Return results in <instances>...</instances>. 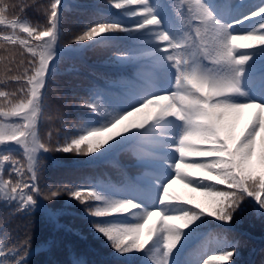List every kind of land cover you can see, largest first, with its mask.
I'll use <instances>...</instances> for the list:
<instances>
[{
	"label": "snow or ice",
	"instance_id": "snow-or-ice-1",
	"mask_svg": "<svg viewBox=\"0 0 264 264\" xmlns=\"http://www.w3.org/2000/svg\"><path fill=\"white\" fill-rule=\"evenodd\" d=\"M105 3L65 44L66 0H0V204L13 217L55 218L45 201L67 197L111 264H238L227 233L249 205L264 216V0ZM101 48L127 78L71 100L61 93L53 113L63 57ZM123 151L137 172L119 184L45 177V154L52 167L53 153L91 166ZM177 181L208 205L171 195ZM34 254L29 234H0V264H32Z\"/></svg>",
	"mask_w": 264,
	"mask_h": 264
},
{
	"label": "trees",
	"instance_id": "trees-1",
	"mask_svg": "<svg viewBox=\"0 0 264 264\" xmlns=\"http://www.w3.org/2000/svg\"><path fill=\"white\" fill-rule=\"evenodd\" d=\"M98 2V0H66L67 11L64 24L65 44L68 43L69 39L78 30L81 22L87 23L90 21V13L92 12L90 10ZM29 15L34 20L36 19L34 13H30ZM237 43H245V41H237ZM112 55V50L105 49L89 50L82 54H66L59 63L57 75L54 78V83L49 93L50 100L53 102V113L55 110V101L61 93H67L64 99L71 100L73 96L86 94L90 88H103L110 85L114 80L127 78L128 72L117 69L118 67L110 62ZM138 70L143 71L144 69L141 68ZM62 110L68 114L69 121L76 119L77 110L71 104L63 107ZM246 112L247 116L243 120L242 126L247 123L251 116L250 111ZM133 119L137 118L134 117ZM242 119L243 116L240 122ZM56 126H60L59 122H56ZM54 154L55 159L60 162V166H58L59 179L64 183H68L69 179L67 167L72 163H76L78 160L87 159V157L74 156L71 153ZM118 157L136 175L137 170L132 166L133 161H129L128 159L129 157H133L131 153L123 151ZM106 180L104 176H100L99 178V181ZM169 192L171 195L179 197L183 201L193 200V205L189 206H194L195 203L207 206L209 202L208 197H204L200 193L192 192L190 188L179 181L171 186ZM70 208L64 204L56 209V213L59 217L71 221L72 217L69 215ZM158 221L159 217H153V223L148 227L158 226ZM3 223L5 228L9 226L8 219H5ZM146 232L147 228L145 235ZM227 235L229 239H235L239 242L237 249L238 264H264V216H261L259 212L255 211L251 205L234 222V231L227 233ZM202 243L198 242L193 247H199ZM70 247L75 249V255L88 258V264H111L113 261L112 251L104 246L102 240L94 237L86 223L72 228L69 231L68 240L66 239L65 241L51 244L50 248L45 251V255L39 264H54V262L60 264L59 258L62 253H66L68 257L70 256ZM85 253L89 254L86 255ZM70 262L72 261L70 260Z\"/></svg>",
	"mask_w": 264,
	"mask_h": 264
}]
</instances>
